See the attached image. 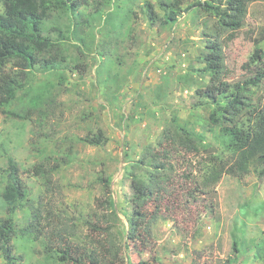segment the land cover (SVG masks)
Wrapping results in <instances>:
<instances>
[{
  "label": "rangeland",
  "instance_id": "374dc122",
  "mask_svg": "<svg viewBox=\"0 0 264 264\" xmlns=\"http://www.w3.org/2000/svg\"><path fill=\"white\" fill-rule=\"evenodd\" d=\"M161 1L178 2L182 11L167 28L152 25L144 7L151 3L162 17ZM202 2L114 0L101 16L93 6L84 7L86 17L76 33L66 15H50L49 28L61 31L50 32L58 68L22 79L25 87L14 102L0 107V223L10 219L18 231L40 205L41 232L61 229V239L17 232L11 238L16 264H86L67 259L59 249L83 247L96 238L87 224L97 223L95 199L105 198L99 177L111 181L110 198L120 210L115 229L122 243L135 194L127 176L129 162L146 147H155L164 130L176 123L203 135L201 156L219 152V127L208 122L218 96L210 90V78L198 73L207 52L204 34L214 33V20L196 6ZM227 35L220 37L219 82L241 83L249 77L258 48L264 50V40L255 44L264 36V0L248 3L235 38ZM49 56L42 52L39 58ZM18 66L11 61L4 72L13 74ZM247 96L254 105L263 102L264 82ZM10 160L28 193L27 203L11 216L1 199ZM39 165L47 172V184ZM189 171L194 172L193 160ZM180 191L185 199L193 184L182 181ZM196 196L191 213L178 216L177 228L172 220H159L147 250L123 251L114 264H264L252 249L264 242V176L225 177L210 195ZM0 264H5L1 254Z\"/></svg>",
  "mask_w": 264,
  "mask_h": 264
},
{
  "label": "trees",
  "instance_id": "16d2710c",
  "mask_svg": "<svg viewBox=\"0 0 264 264\" xmlns=\"http://www.w3.org/2000/svg\"><path fill=\"white\" fill-rule=\"evenodd\" d=\"M113 1L0 0V107L14 102L17 92L25 87L26 83H22V79L34 72H48L58 68V60L52 55L55 43L50 32L61 31L51 30L48 26L53 12L66 15L74 24L73 33H76L86 17L81 12L82 8L93 6L95 14L101 16L102 8ZM253 1L255 0H203L196 5L214 20V33L204 34L207 38V52L200 59L203 68L198 73L210 78V90L218 96L217 101L211 105L208 122L211 127H219V152L201 156L200 148L204 137L186 126L176 123L173 129L164 130L155 147H146L138 160L129 163L127 176L135 194L133 207L125 215L128 230L123 242L120 243V234L115 229L120 210L110 198L111 181L109 178L99 177L97 181L103 188L105 198L95 199L94 215L97 223L87 224L91 236L96 238L91 237L83 247L59 249L67 259L73 262L85 261L86 264H114L123 251L133 249L143 253L151 243L154 225L159 220L167 219L172 220L173 226L177 228L178 216L190 214V206L198 201L196 193L201 196L210 195L225 177L242 180L251 172L259 178L264 176V101L254 105L247 96L252 88H257L264 82V50L258 48L257 59L248 69L249 77L245 81L236 84L219 82L223 61L220 37L228 33L226 39L235 38L242 27L247 5ZM160 6L164 12L162 17L154 12L151 3H145L151 24L161 28L176 24L182 12L178 2L161 1ZM262 40L264 36L255 40L257 47ZM42 52L51 54L49 59H40ZM11 61L17 62L20 71L7 74L4 68ZM192 160L194 172L189 171ZM38 171L47 184L48 178L44 176L47 172L42 165L38 166ZM5 174L6 185L1 199L11 216L27 203L28 193L13 161L8 162ZM182 181L193 184L194 191H187L185 199L180 191ZM208 208L212 211L211 202ZM41 216L39 205L31 212L29 224L18 231L10 224V219L1 221L0 254L5 264H16L11 238L17 232L22 236L33 235L35 239H61V229L41 232ZM196 236L191 239L195 240ZM232 247L233 252H239L237 242ZM252 249L256 251L257 259L264 260V242L256 243ZM247 250L251 248L247 247Z\"/></svg>",
  "mask_w": 264,
  "mask_h": 264
},
{
  "label": "crops",
  "instance_id": "0c3cea01",
  "mask_svg": "<svg viewBox=\"0 0 264 264\" xmlns=\"http://www.w3.org/2000/svg\"><path fill=\"white\" fill-rule=\"evenodd\" d=\"M134 119V118H133ZM140 157V156H139ZM135 160H138V159H134V160H131V161H135ZM130 163V162H129Z\"/></svg>",
  "mask_w": 264,
  "mask_h": 264
}]
</instances>
